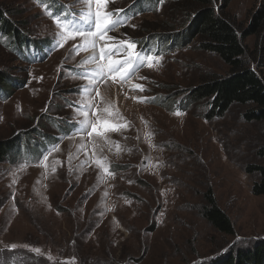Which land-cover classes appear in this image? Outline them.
Listing matches in <instances>:
<instances>
[{
  "label": "rangeland",
  "instance_id": "374dc122",
  "mask_svg": "<svg viewBox=\"0 0 264 264\" xmlns=\"http://www.w3.org/2000/svg\"><path fill=\"white\" fill-rule=\"evenodd\" d=\"M146 2L108 0L106 10L147 9ZM63 4L86 24L95 11L87 0H0L28 48L21 55L0 36L8 78L0 142L10 146L0 161V264H213L264 242V198L252 194L258 174L246 172L264 166V124L245 121V106L212 119L206 102L185 106L193 88L226 77L228 67L197 48L184 27L168 45L172 35L143 39L179 20L172 1L134 13L95 52L74 50L79 36L64 41L49 18V8ZM263 9L264 0H230L227 13L242 28ZM122 41L163 52L123 82L86 77L97 72L105 44L118 46L111 59H126ZM244 43L248 61L257 58L249 66L264 76V31ZM98 119L97 133L80 130ZM103 121L120 130L100 135ZM208 195L231 235L204 219Z\"/></svg>",
  "mask_w": 264,
  "mask_h": 264
},
{
  "label": "trees",
  "instance_id": "16d2710c",
  "mask_svg": "<svg viewBox=\"0 0 264 264\" xmlns=\"http://www.w3.org/2000/svg\"><path fill=\"white\" fill-rule=\"evenodd\" d=\"M149 4L147 9L139 7L135 11L140 14L145 10L154 9L161 1H172L174 10L179 17L162 32L152 31L143 39L156 36L159 41L170 35L172 38L166 45L175 41L174 35L179 28L186 30L188 39L197 43V48L210 52L228 67L226 77L213 78L199 83L186 98V107L195 103L206 102V118H221L233 106H245L243 118L247 122H260L264 124V76L249 66L247 46L245 39L258 37L264 31V9L257 13L246 27H240L229 16L227 9L230 0H143ZM140 3V1H138ZM6 12L0 7V36L8 39L10 48H15L21 55L27 52V41L20 35L19 28L6 18ZM153 33V34H152ZM158 33V34H155ZM151 34V35H150ZM184 35L183 33H181ZM163 40V39H162ZM179 41V40H178ZM165 48V46H164ZM169 50L166 48V51ZM163 51V49H161ZM6 74L0 70V90L6 84ZM10 146L0 142V161L8 155ZM258 155L264 159V149ZM248 174H258L253 183L252 194L264 198V166H249ZM204 219L219 233L231 235L233 233L229 218L215 205L213 199L207 196V206L202 211ZM213 264H264V242L258 244L253 250L246 253L238 252Z\"/></svg>",
  "mask_w": 264,
  "mask_h": 264
},
{
  "label": "snow or ice",
  "instance_id": "6c2138e0",
  "mask_svg": "<svg viewBox=\"0 0 264 264\" xmlns=\"http://www.w3.org/2000/svg\"><path fill=\"white\" fill-rule=\"evenodd\" d=\"M88 4L91 6L95 5V11L89 12V17L91 18L89 23L90 27L87 29L78 27L74 25L70 21H65L61 26L62 31L65 33L63 39L67 41L68 39L75 40L77 36L81 38L83 43L75 45L74 50H84L88 51L91 49L93 52L97 49L98 41L105 40L106 33L116 29L117 27L126 23L129 17L126 15V10L118 9L115 13L106 10V5L108 0H87ZM121 13H125L121 15ZM115 16V18H113ZM59 24V21H56ZM111 39V38H109ZM60 46H63L62 44ZM126 46L127 50V58L124 60H114L111 59V56L116 54L119 50L117 45L108 46L105 44L104 46L99 47V60L104 61L107 59L106 63H99L97 65V72L94 74L96 80H103L105 78L111 77L113 81H115L116 76H119L121 82L128 78L129 73L135 68H139L143 65L144 61L147 60L149 62V66H151V62H153V57L151 55H144L137 50V44L135 42L122 41L120 42V48ZM92 60L95 61L96 57L93 56ZM141 91L144 89L141 86H137ZM99 95V92L96 93ZM146 102V101H145ZM177 115L180 113L177 112ZM86 115V113H85ZM101 123L99 119L94 123L89 120H85L83 122V128L80 130H85L89 125L91 126V130L87 132V135L92 136L94 133L98 132L97 124ZM103 132H100V135H106L107 132L119 131L120 125L110 124L108 121L102 122ZM77 129H73L76 131ZM72 133H69V135ZM99 163V162H97ZM13 247H15L13 245ZM39 251L38 249L36 250Z\"/></svg>",
  "mask_w": 264,
  "mask_h": 264
},
{
  "label": "bare ground",
  "instance_id": "6f19581e",
  "mask_svg": "<svg viewBox=\"0 0 264 264\" xmlns=\"http://www.w3.org/2000/svg\"><path fill=\"white\" fill-rule=\"evenodd\" d=\"M38 93V92H37ZM44 95V94H43ZM43 97V96H42ZM42 100V99H41Z\"/></svg>",
  "mask_w": 264,
  "mask_h": 264
}]
</instances>
